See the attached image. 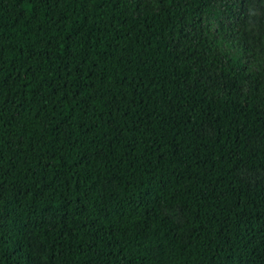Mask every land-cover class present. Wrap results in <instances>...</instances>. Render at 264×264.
Wrapping results in <instances>:
<instances>
[{
  "label": "trees",
  "instance_id": "obj_1",
  "mask_svg": "<svg viewBox=\"0 0 264 264\" xmlns=\"http://www.w3.org/2000/svg\"><path fill=\"white\" fill-rule=\"evenodd\" d=\"M260 1L0 0V264H264Z\"/></svg>",
  "mask_w": 264,
  "mask_h": 264
},
{
  "label": "rangeland",
  "instance_id": "obj_2",
  "mask_svg": "<svg viewBox=\"0 0 264 264\" xmlns=\"http://www.w3.org/2000/svg\"><path fill=\"white\" fill-rule=\"evenodd\" d=\"M264 5V1H260L256 7L254 8V12L255 13H259L260 10V6ZM244 175H249V177L253 180V181H263L264 182V172L260 171V172H254V173H248V172H244ZM169 214L178 222H181L183 219V215L180 212L179 209H173V210H169L168 211Z\"/></svg>",
  "mask_w": 264,
  "mask_h": 264
},
{
  "label": "clouds",
  "instance_id": "obj_3",
  "mask_svg": "<svg viewBox=\"0 0 264 264\" xmlns=\"http://www.w3.org/2000/svg\"><path fill=\"white\" fill-rule=\"evenodd\" d=\"M252 15H253V16H258L259 14L254 12V13H252ZM253 26L256 27L255 24H254Z\"/></svg>",
  "mask_w": 264,
  "mask_h": 264
}]
</instances>
